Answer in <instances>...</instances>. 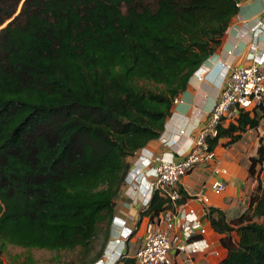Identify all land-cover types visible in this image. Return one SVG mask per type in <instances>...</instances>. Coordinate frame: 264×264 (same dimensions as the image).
<instances>
[{
    "label": "trees",
    "instance_id": "trees-1",
    "mask_svg": "<svg viewBox=\"0 0 264 264\" xmlns=\"http://www.w3.org/2000/svg\"><path fill=\"white\" fill-rule=\"evenodd\" d=\"M237 12L238 0H0V264L9 245L86 252L103 222L106 244L129 158L161 136ZM263 121L241 112L210 148ZM165 203L155 192L140 215ZM204 210L226 236L216 264H264V176L238 216Z\"/></svg>",
    "mask_w": 264,
    "mask_h": 264
},
{
    "label": "crops",
    "instance_id": "crops-1",
    "mask_svg": "<svg viewBox=\"0 0 264 264\" xmlns=\"http://www.w3.org/2000/svg\"><path fill=\"white\" fill-rule=\"evenodd\" d=\"M257 26H264V0H238V12L232 17L220 44L189 78L185 90L174 100L171 115L166 120L161 136L135 153L131 169L133 176L141 169L154 168L157 165L156 157L181 159L190 151L225 84L224 65H247L253 57L264 52V30L254 33L253 29ZM199 76L203 78L199 79ZM226 127L228 125L225 124L222 128ZM262 136L264 121L259 127L241 133L237 141L227 145L225 143L229 137L220 138L214 147L215 158L211 164L199 165L181 179L180 187L188 197L200 195L208 198L206 203L189 204L206 230L203 236L197 238L205 239L208 246L205 247L202 240H197L192 247L204 248V251L182 254L173 252L175 264H216L219 258L216 254L220 255V259L225 257L227 250L223 244L226 236L213 230L204 207L221 209L228 218L238 216L247 208L251 193L264 176V160L256 153ZM214 166L224 171L221 176H217L226 184L225 190L220 193L212 191L209 185L216 176L212 173ZM140 183L141 193H133L136 198L124 194V201L119 208H115L116 222L112 226L107 251H115L116 256L122 251L132 257L144 233L140 227L142 223L146 224L148 217L140 215L145 182ZM123 221L125 227L132 229V234L124 245L117 246L111 240L121 230Z\"/></svg>",
    "mask_w": 264,
    "mask_h": 264
},
{
    "label": "built area",
    "instance_id": "built-area-1",
    "mask_svg": "<svg viewBox=\"0 0 264 264\" xmlns=\"http://www.w3.org/2000/svg\"><path fill=\"white\" fill-rule=\"evenodd\" d=\"M262 30L264 26H257L253 32ZM224 72L225 84L190 151L181 159L156 157L157 165L154 168L141 169L135 174V179L146 183L143 191L150 194V200L143 198L142 208L148 207L155 192L166 199L167 208L148 218L144 233L131 257L134 264H175L173 252L182 254L204 251V248L192 247L197 240H202L205 247L208 246L205 239L197 238L203 236L206 230L194 209L189 206L190 203H206L208 198L192 195L184 202L178 203L182 197L180 181L199 165H209L214 160V148H210L208 139L217 137L220 127L225 124L236 125L241 112H247L251 117L264 118V52L253 57L247 65L226 64ZM202 78L199 76V79ZM223 172L218 166L212 168V173L216 175L209 184L212 191L220 193L225 190L226 184L217 177ZM131 185L136 186L137 181L133 180L129 186ZM124 225L125 221L121 224V230L112 236L111 242L117 246L124 245L132 234V229ZM123 255L122 251L116 256L115 251L108 252L106 249L95 264H114ZM216 257H219V261L220 255L216 254Z\"/></svg>",
    "mask_w": 264,
    "mask_h": 264
},
{
    "label": "rangeland",
    "instance_id": "rangeland-1",
    "mask_svg": "<svg viewBox=\"0 0 264 264\" xmlns=\"http://www.w3.org/2000/svg\"><path fill=\"white\" fill-rule=\"evenodd\" d=\"M134 156L129 158L131 168L127 174L125 184L123 185L118 196H116L115 198V208H119L121 202L124 201V199H122V196L124 194L128 193L129 197H132L134 195L133 193L138 191V187L141 186L140 179L137 178L135 179L134 178L135 176H133L134 174L131 173ZM133 180L137 181V185L129 186L130 182H132ZM133 197L136 198L135 195ZM114 219L115 217L113 218L110 224V234H111L112 226L116 222L114 221ZM106 227H107L106 222L100 224L99 231L96 237L94 238V240L92 241V243H90L89 250L86 252H83L80 247H76L71 250L54 251V250H46V249H25V248L9 245L7 252L1 253V257L3 259L4 264H92L91 261L93 257L97 254V252L100 249H104L103 250L104 253L108 248V241L111 239V235L109 236V239L105 244L104 232ZM140 230L144 232L145 223L141 224ZM116 262L117 261H115L114 264H116Z\"/></svg>",
    "mask_w": 264,
    "mask_h": 264
},
{
    "label": "clouds",
    "instance_id": "clouds-1",
    "mask_svg": "<svg viewBox=\"0 0 264 264\" xmlns=\"http://www.w3.org/2000/svg\"><path fill=\"white\" fill-rule=\"evenodd\" d=\"M145 187H146V183H145ZM143 196H144V198H146V200H150V194L148 193V191L147 192H144V195Z\"/></svg>",
    "mask_w": 264,
    "mask_h": 264
}]
</instances>
